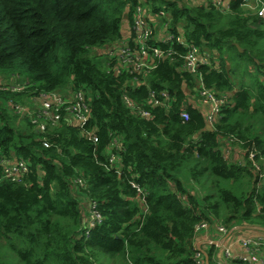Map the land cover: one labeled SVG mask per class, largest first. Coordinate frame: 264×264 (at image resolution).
Returning a JSON list of instances; mask_svg holds the SVG:
<instances>
[{
    "label": "trees",
    "instance_id": "1",
    "mask_svg": "<svg viewBox=\"0 0 264 264\" xmlns=\"http://www.w3.org/2000/svg\"><path fill=\"white\" fill-rule=\"evenodd\" d=\"M138 3L0 0V80L21 88L0 86V159L29 165L20 183H0V264H197L201 224L264 233V177L247 155L264 154V23L239 1L220 11L146 0L170 18L173 40L153 44L171 54L145 76L117 73L114 57L94 52L124 38ZM179 36L215 68L184 71ZM200 86L225 99L210 131L192 97ZM54 92L83 94L85 125L61 113L40 134L9 105ZM149 92H168L172 106L143 119L124 97L142 105ZM224 141L247 152L242 161L224 157ZM93 205L101 221L90 227Z\"/></svg>",
    "mask_w": 264,
    "mask_h": 264
},
{
    "label": "built area",
    "instance_id": "2",
    "mask_svg": "<svg viewBox=\"0 0 264 264\" xmlns=\"http://www.w3.org/2000/svg\"><path fill=\"white\" fill-rule=\"evenodd\" d=\"M173 1V0H172ZM177 5L191 7L190 0H174ZM178 1L182 2L181 4ZM194 6H205L210 4L214 8L220 11H229L231 4L234 1H239L241 8L253 12L264 23V0H191ZM141 3V2H140ZM140 3L135 7L132 13L131 30L128 34L124 35V38L113 47L108 46L104 48V55L108 58L114 57L117 63L116 72H124L129 74H143L145 76L151 72L155 67V61L163 58L168 52L171 54V49L165 52L160 46H156L153 43L167 45L169 41L173 40V36L166 33L168 30L169 16L164 11L153 12L151 7L146 4L143 7ZM156 26H159L163 31L159 34ZM138 29V31H137ZM177 43L184 49V53L181 56L183 70L187 73L197 76L201 67L215 68V64L219 61L213 57L210 52L201 51L199 48L193 47L182 36L176 38ZM166 53V54H165ZM146 83V82H144ZM146 85V84H145ZM13 90L20 91V87H11ZM192 97L196 100L197 106H199L205 113L206 125L212 127V125L219 118V114L225 104V99L217 97L214 92L206 90L203 86L195 88ZM197 97L198 100L195 98ZM173 98L168 92H162L158 97L155 92H149L146 101L140 104L132 103L128 98L124 97V102L128 107L132 108L138 116L143 119H151L152 115L148 108H161L165 111L169 110L172 106ZM29 107L24 104L13 105L14 113L19 116V119H28L35 129L43 134L46 132L48 126H54L61 120V113L65 114L69 121L75 126L82 127L87 120L88 109L84 103V97L81 92L68 93L65 96L59 93H46L40 94L36 98L29 99ZM27 102V101H26ZM182 121L189 119L188 113L182 111L180 113ZM88 138L94 142H97L95 136ZM44 147H48L47 142H43ZM223 155L230 161H242V157L248 152V160L252 164V172L255 175L264 177L261 168L264 167V154H260L255 148L247 152H242L235 147L231 146V143L224 141L222 145ZM259 156V160L256 159ZM115 162L114 155L110 156L109 163L113 165ZM29 173V165L26 161H11L5 158L0 159V183L3 180H9L13 183H20L24 176ZM139 193L140 189L135 184H132ZM89 216V226L93 227L96 223L101 221V217L94 210V205L91 208ZM213 227L220 234H231L232 230H227L223 226L207 224H201L195 228L196 238L200 236L199 231L202 232L208 228ZM255 233V232H253ZM202 234V233H200ZM236 242L242 244L247 251V257L240 258V261L249 264H264V237L260 236H237ZM250 251V252H248ZM202 254L201 248H196L195 244V256L197 264H204L203 258H200ZM228 255V254H227ZM222 264V263H221Z\"/></svg>",
    "mask_w": 264,
    "mask_h": 264
},
{
    "label": "rangeland",
    "instance_id": "3",
    "mask_svg": "<svg viewBox=\"0 0 264 264\" xmlns=\"http://www.w3.org/2000/svg\"><path fill=\"white\" fill-rule=\"evenodd\" d=\"M145 1L146 0H140V2H141L140 4L143 7H145ZM190 2H191V6H194V3L191 0H190ZM178 3L181 4L182 2L178 1ZM187 6H190V5L188 4ZM156 29H157V31H160L161 28L159 26H156ZM130 30H131V26L129 25V22L125 21L124 24H123L124 35L128 34L130 32ZM137 31H138V29H137ZM94 53L97 54L98 56H103L104 55V50L103 49L96 50ZM11 85H13V87L15 86V82L14 81L12 82V79H10V80H8V79L0 80V86H9L10 87ZM16 87H18L17 84H16ZM63 96H65V95H63ZM29 102H30L29 99H27V104L26 103L24 104L27 108H30L29 107V105H30ZM261 181L264 183V178L261 179ZM198 233H199V235H197V236H201V237H199V239H196V248H198V249L201 248L202 249V254H201L200 258H203L204 264H208V259H209L210 252H211V257H212V261L214 262V264H221L223 261H222V259L219 258L220 255L218 253V249H219L218 246L220 245V243L224 242V240L226 239V236H228L229 234H227V235L226 234H220L213 227H210L207 230H204L202 232L199 231ZM200 233H202V234H200ZM214 235H216L218 239H213ZM250 236H252V235H250ZM202 241H204L205 244H201ZM233 244H235V247H241L243 250H245L244 247L242 246V244H238L236 242V240L233 242ZM224 252L226 253L225 254L226 257H224V258H230L229 248L226 249V251H224ZM248 252H250V251H248ZM245 253H246V255L244 257H247L248 255H247V251L246 250H245ZM241 262H243V261H241Z\"/></svg>",
    "mask_w": 264,
    "mask_h": 264
},
{
    "label": "crops",
    "instance_id": "4",
    "mask_svg": "<svg viewBox=\"0 0 264 264\" xmlns=\"http://www.w3.org/2000/svg\"><path fill=\"white\" fill-rule=\"evenodd\" d=\"M162 30L160 29L159 34H162ZM255 232V233H253ZM260 236V237H264V233H259L257 231H251V230H244L242 232L240 231H236V232H232L230 234V236H226V239L224 240V242L220 243V245L218 246V253H219V258L222 259V263L223 264H234V261H239L241 262L239 259L243 258L246 253L245 250H243L241 247H235V244H233V242L236 240L237 236ZM201 237V236H200ZM199 239V238H198ZM213 239H218L216 235H214ZM201 244H205L204 241L201 242ZM229 248L230 251V258H224L225 256V252L226 249ZM249 264V263H248Z\"/></svg>",
    "mask_w": 264,
    "mask_h": 264
},
{
    "label": "water",
    "instance_id": "5",
    "mask_svg": "<svg viewBox=\"0 0 264 264\" xmlns=\"http://www.w3.org/2000/svg\"><path fill=\"white\" fill-rule=\"evenodd\" d=\"M239 51H240V49H239ZM211 129H212V128H210L209 126L206 127V130H207V131H210Z\"/></svg>",
    "mask_w": 264,
    "mask_h": 264
}]
</instances>
